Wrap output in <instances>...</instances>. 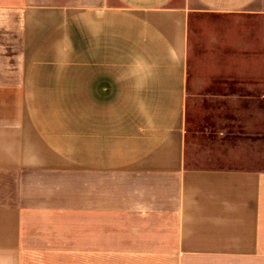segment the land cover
<instances>
[{
    "label": "crops",
    "instance_id": "obj_1",
    "mask_svg": "<svg viewBox=\"0 0 264 264\" xmlns=\"http://www.w3.org/2000/svg\"><path fill=\"white\" fill-rule=\"evenodd\" d=\"M0 264H264V0H0Z\"/></svg>",
    "mask_w": 264,
    "mask_h": 264
},
{
    "label": "rangeland",
    "instance_id": "obj_2",
    "mask_svg": "<svg viewBox=\"0 0 264 264\" xmlns=\"http://www.w3.org/2000/svg\"><path fill=\"white\" fill-rule=\"evenodd\" d=\"M238 102H234V100H231L230 103V107H234L237 106ZM191 105V102H189L188 106ZM190 108L188 107V110ZM188 114H190V116H192L193 113L191 110L188 111ZM198 115L197 119H201V120H214L216 122L222 123V128L226 129V128H231L230 130L233 131V127H236L234 125V122H237L238 120V112L231 110V111H225V112H221L219 113V116H217L218 113H216V116L214 117H209L207 116V113H204L202 115V113H196ZM237 125V124H236Z\"/></svg>",
    "mask_w": 264,
    "mask_h": 264
}]
</instances>
